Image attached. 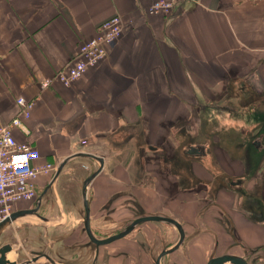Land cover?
Returning a JSON list of instances; mask_svg holds the SVG:
<instances>
[{
  "label": "crops",
  "instance_id": "0c3cea01",
  "mask_svg": "<svg viewBox=\"0 0 264 264\" xmlns=\"http://www.w3.org/2000/svg\"><path fill=\"white\" fill-rule=\"evenodd\" d=\"M152 1L0 0V126L16 114V97L33 98L26 120L28 133L15 129L17 140L37 148L41 160L54 164L83 150L103 157V167L91 181L95 183L91 184L93 200L88 197L90 217L110 195L117 196L114 202L118 206L120 200L125 205V193H121V198L119 194L127 182L124 168L119 165L124 164L125 158L119 154L127 146L126 127L143 128L142 139L154 143H163L169 133L177 131L174 127L179 123V130L190 132V123L196 121L190 106L197 98L213 105L235 99L256 122L252 131H262L264 127V0H182L169 16L162 10L150 13ZM115 14L121 17L122 32L105 59L88 67L69 86L54 81L41 87L42 80L66 67L83 39L95 35L98 25ZM231 127L235 137H239V143L231 148L252 150L255 156L246 161V166L255 169L247 183L253 189L257 180H264V156L260 158L264 145L257 140L251 144L244 129L241 134L246 137L241 138L237 132L243 125ZM137 136L141 137L138 133ZM255 138L260 139L261 135ZM132 146L135 144L129 147ZM175 149L166 145L169 154H176ZM214 149L221 155L220 167L235 175L240 169L238 158L225 156L232 153L227 147ZM143 163L148 169L146 155ZM194 169L198 175L202 173L199 168ZM166 176L165 183L171 181L169 185H175L178 175ZM157 181L153 180L150 201L158 198L153 188ZM261 187L264 197V183ZM177 192L172 191L177 198L173 199V206H178L176 213L185 229V239L164 256L169 264H205L209 257L227 249L226 233L214 219L222 212L201 215L195 205L196 196L187 190V196L177 197ZM216 201L232 216L237 233L247 244L264 242V225L247 222L231 209V201L224 196ZM57 212L59 217L70 218L65 210ZM45 216L54 227L67 221ZM133 230L96 249L95 264H155L154 256L175 239L172 229L169 238L153 242L132 236ZM207 235L219 239V251L214 254ZM44 252L48 254L47 250Z\"/></svg>",
  "mask_w": 264,
  "mask_h": 264
},
{
  "label": "rangeland",
  "instance_id": "374dc122",
  "mask_svg": "<svg viewBox=\"0 0 264 264\" xmlns=\"http://www.w3.org/2000/svg\"><path fill=\"white\" fill-rule=\"evenodd\" d=\"M236 103L235 99H226L222 105H213L208 101L205 102L197 98L195 104L190 106L191 116L196 120L190 123V127H193V130L190 132L179 130L182 128L177 127L181 126L179 123L174 127L177 131L169 133V138H165L166 141L164 139L163 143H159L160 141L158 143L150 142L148 138L142 139L143 128L135 129L136 132L134 129L126 127L125 140L127 141V146L124 149L125 152L119 154V156L125 158L124 164H119L124 168L125 180H127L124 189L119 191L120 198L121 193H125V202L123 203L125 205H121L122 200H120L119 206L118 202H114L115 198H117L116 195H110L101 202L99 208L95 209L92 217H90L92 220L90 227L93 234L98 238L108 236L122 229L134 217L149 213L172 214L177 219L178 217L180 218L176 213L178 206H173L175 203L173 199H177L172 193L174 189L179 191L177 195L175 194L177 197L185 195L184 193L187 190L190 191V195L196 196L197 202L195 205H202L199 214L206 211L207 216L208 213H213L214 215L222 212L221 215L228 219V213L224 212L220 202L216 201L217 204L215 206H210L211 203L208 201L210 196H214L215 200H221L224 196L231 201L232 210L238 212L244 218H251L249 213L252 212L254 217L252 219H255L258 224L264 225V197L261 195L263 188L261 185L263 186L264 180H257V185L253 189H250L247 185L255 169H252L249 165L246 166V161L250 160L251 156H255L251 152L252 150L248 149L250 151L248 153L249 151L246 149L234 151V148H231L239 143V137L238 139L235 137V129L231 126L236 124L243 125L244 128H239L238 135L244 139L246 136L244 133L242 135L241 131L242 129L247 130L250 143L252 144V141L257 140L260 145H264V127L262 126V131L257 130L258 128L252 131L256 122L248 117L247 109L244 106H238ZM235 118L237 120H234ZM231 130L233 131L230 132ZM131 132L133 134H130ZM137 133L141 137H135ZM256 135H261V138H255ZM134 144L135 146L129 147ZM166 145L169 147L175 146L176 149L174 151L176 154L167 153ZM194 145L202 153L198 155L186 154L184 150ZM148 146H153L154 148L150 149ZM215 146L227 147L228 152L232 151L230 155L226 154L225 156L228 158L237 157L241 170L239 169L235 175L223 170L218 163L221 155L215 153ZM233 151L235 152L234 154ZM145 155L150 162L148 169L143 163ZM262 156H264V153L260 154L261 160ZM254 160L256 161L255 158ZM69 163L63 167L58 180L44 193L40 209L42 214L51 216L55 221H67L63 223L64 225L54 227L35 215L18 219L0 236V245L3 243L12 244V252L8 254L10 259L20 262L25 258L31 257V251L47 250L51 258L62 263L90 264L93 254L96 255V249L101 247V245L95 246L94 243H88L89 238L82 230L84 216L81 197L82 181L97 168L98 162L91 158H73ZM55 165L57 164L55 163ZM195 167L201 170L202 173L200 175L195 172ZM79 172L80 174H78ZM218 172H221V174L218 175ZM169 174L178 175L173 186L169 185L171 181L168 184L165 183L168 180L166 175ZM52 175L53 173L38 180L37 193L49 183ZM169 177L171 178L172 175ZM238 178L243 179V184L240 187L229 185V180L235 181ZM154 179L159 181L153 186L157 190L158 198L156 201H150L154 191L152 189ZM92 183L94 184L95 182H91L87 188L89 190L87 200L89 197L90 201L93 200ZM57 193L60 194L57 196ZM37 196L33 201L20 203L19 206L26 207L30 206V204H35ZM198 206L197 208H199ZM205 206L210 207L204 208ZM58 210L67 211L70 214V218L59 217ZM97 211H100L99 214H97ZM171 229L173 230V227H169V224L148 221L134 228L131 235L153 242L158 238H169ZM174 233L176 239L177 233L176 231ZM225 237L226 250H232L239 254L247 253L248 249L257 245L247 244L237 233L236 228L232 234H225ZM207 238H209L208 235ZM207 238L205 239L207 240ZM235 240L239 243V246L232 248L230 244ZM209 241L214 247L211 254L219 251L216 250L219 244L217 243V241L219 242L218 237L214 235L211 239L209 238ZM167 246H169V242ZM164 257L161 260L162 264H169L166 257L164 261ZM37 264L52 263L45 260V258H41ZM250 264H264V249L250 255Z\"/></svg>",
  "mask_w": 264,
  "mask_h": 264
},
{
  "label": "built area",
  "instance_id": "2783aa9c",
  "mask_svg": "<svg viewBox=\"0 0 264 264\" xmlns=\"http://www.w3.org/2000/svg\"><path fill=\"white\" fill-rule=\"evenodd\" d=\"M181 1L153 0L148 10L150 13L162 10L169 16ZM121 32L122 21L119 15L115 14L103 20L95 35L79 43L75 55L66 67L59 69L53 77L42 80L41 87L46 88L54 81L65 86L71 85L88 67L105 59L109 47L119 38ZM15 101L16 114L0 126V220L16 209L26 208L19 204L33 201L37 194L38 179L54 173L57 166L53 162L41 160L37 148L16 139L15 129L23 134L28 133L26 120L30 117L35 99L18 96Z\"/></svg>",
  "mask_w": 264,
  "mask_h": 264
},
{
  "label": "water",
  "instance_id": "95a60500",
  "mask_svg": "<svg viewBox=\"0 0 264 264\" xmlns=\"http://www.w3.org/2000/svg\"><path fill=\"white\" fill-rule=\"evenodd\" d=\"M149 148L153 149L154 147L149 146ZM187 152L189 154H200L201 150L195 146H190ZM75 157H87V158H91L98 162L97 168L83 179L82 186H81V197H82L83 207H84L82 230L86 233L87 237L89 238L88 243H94L95 246L107 244L113 240H116V239H119L125 236L131 230H133L136 225L142 222L151 220V221L163 222L166 224H172L177 228L178 233H179V237L173 245L164 247L160 250V252L157 254V256L154 259L155 264H161L160 260L165 254L174 251L176 248H178L182 244L183 239H184V231H183L182 226L175 219L168 217V216L159 215V214H147V215H141V216L134 217L129 223H127L118 232L112 233L102 238L96 237L90 228V209H89V204L87 200V188L90 185L91 181L94 179V177L101 171L103 164H104V159L103 157L99 155H96L94 153L87 152V151H77L75 153H72L64 157L61 161H59L48 185L38 195L36 206L32 208L16 209L12 211L7 217L0 220V233L14 221L20 218L29 216V215H35L39 217L41 220H43L44 222L51 223L48 217H45L42 214L38 213V209L40 208V203L42 201L44 193L47 190V187L52 185L56 181L63 167L67 164L68 161H70L72 158H75ZM11 249H12V246L10 243H3L0 245V264H37L41 258H45V260L49 261L52 264H70V263H62V262L56 261L44 251H31V253L34 255L18 262L15 259L8 258L7 253ZM96 257L97 256L94 255L90 264H95ZM226 263L228 264H247V261L238 254L225 253L219 256L210 257L206 261L205 264H226Z\"/></svg>",
  "mask_w": 264,
  "mask_h": 264
},
{
  "label": "flooded vegetation",
  "instance_id": "af4514ba",
  "mask_svg": "<svg viewBox=\"0 0 264 264\" xmlns=\"http://www.w3.org/2000/svg\"><path fill=\"white\" fill-rule=\"evenodd\" d=\"M149 147V146H148ZM151 149V148H150ZM188 149L189 148H187V149H185V153L186 154H189L187 151H188ZM202 153V152H201ZM200 153V154H201ZM192 155H198V154H192ZM221 174V172H218V175H220ZM217 176V175H216ZM242 176V175H241ZM241 176H239V177H241ZM246 182H247V179H246ZM245 182V183H246ZM243 184V179H241V178H238V179H236L235 181L234 180H229V185H231V186H238V187H240V185H242ZM48 184H46L45 185V187L47 186ZM44 187V188H45ZM50 187H51V185L50 186H48L47 187V190H46V192L50 189ZM43 188V189H44ZM43 189H41L42 191H43ZM38 191V193L40 194L42 191ZM37 193V194H38ZM37 194H36V196H37ZM38 194V195H39ZM38 197V196H37ZM42 200H43V198H42ZM208 201L211 203V205L210 206H215L217 203H216V200L214 199V196H210L209 197V199H208ZM36 202H37V199H36V201H35V204H33V205H31L30 204V206H26V208H32V207H35L36 206ZM213 203V204H212ZM41 205H42V203H40V209H41ZM201 206L202 205H199V211H198V213H200V209H201ZM210 206H208V207H210ZM232 206V205H231ZM207 206H205L204 208H208ZM40 209H39V211H38V213H41L40 212ZM110 213V212H109ZM42 214V213H41ZM149 214H153V213H149ZM202 214H206V211L205 212H203V213H201V215ZM249 214H251V218H244L247 222H255V223H257L256 222V220L254 219H252V218H254L252 215H253V213L252 212H250ZM145 215H147V214H145ZM159 215H163V216H168V217H171V218H173V219H175L181 226H182V228H183V231H184V239H185V229H184V227H183V224H182V222H181V220H179V219H177L175 216H173L172 214H169V215H166V214H159ZM257 215V214H256ZM139 216H141V215H139ZM137 217V216H136ZM214 219H215V221H216V223L219 225V226H221V228H222V230L226 233V234H232L233 232H234V229H235V223H234V220H233V218H232V216L228 213V219H227V217H225V216H223V215H218V217H214ZM257 220H258V218H256ZM149 221H151V220H149ZM145 222H148V221H145ZM144 222V223H145ZM158 222V221H157ZM129 223V222H128ZM143 223V222H142ZM142 223H140V224H142ZM161 223H163V222H161ZM166 224V223H165ZM258 224V223H257ZM139 225V224H138ZM138 225H136L135 226V228L136 227H138ZM169 227H173V230L174 231H176V233H177V237H176V239H175V241L172 243V245L177 241V239H178V237H179V233H178V230H177V228L174 226V225H172V224H169ZM121 230V229H120ZM119 231V230H118ZM117 231V232H118ZM184 239H183V241H184ZM183 243V242H182ZM217 243H219L218 241H217ZM239 246V243L235 240L234 242H232L231 244H230V246L232 247V248H234L235 246ZM169 246H171V245H169ZM264 249V242L263 243H258L257 245H255L254 247H252L251 249H248V251H247V253H243V254H239L238 252L236 253V252H233L232 250H227V251H225L224 253H222V254H225V253H230V254H238V255H240V256H242L246 261H247V264H250V255H253V254H255L256 252H258L259 250H263ZM221 255V254H220ZM157 256V255H156ZM214 256H219V255H212L211 257H214ZM210 258V257H209ZM208 258V259H209ZM207 259V260H208Z\"/></svg>",
  "mask_w": 264,
  "mask_h": 264
},
{
  "label": "bare ground",
  "instance_id": "6f19581e",
  "mask_svg": "<svg viewBox=\"0 0 264 264\" xmlns=\"http://www.w3.org/2000/svg\"><path fill=\"white\" fill-rule=\"evenodd\" d=\"M43 201V200H42ZM42 201H41V203H42ZM40 209V208H39ZM39 209H38V211H39ZM41 214V213H40ZM43 216H45L44 214H42ZM46 217V216H45ZM91 228V227H90ZM88 241V240H87ZM32 255H34V254H32ZM8 257H9V255H8Z\"/></svg>",
  "mask_w": 264,
  "mask_h": 264
}]
</instances>
